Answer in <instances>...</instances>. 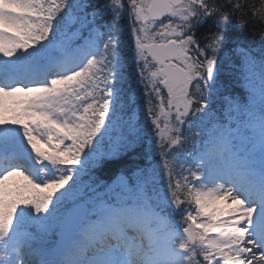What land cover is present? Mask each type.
<instances>
[{
	"label": "snow or ice",
	"instance_id": "snow-or-ice-1",
	"mask_svg": "<svg viewBox=\"0 0 264 264\" xmlns=\"http://www.w3.org/2000/svg\"><path fill=\"white\" fill-rule=\"evenodd\" d=\"M250 25L264 0H0V264H264Z\"/></svg>",
	"mask_w": 264,
	"mask_h": 264
},
{
	"label": "trees",
	"instance_id": "trees-1",
	"mask_svg": "<svg viewBox=\"0 0 264 264\" xmlns=\"http://www.w3.org/2000/svg\"><path fill=\"white\" fill-rule=\"evenodd\" d=\"M260 27H261L260 25H256L255 29H253L250 25L249 29L246 32V39L250 42L257 44V45L264 42V35H261ZM199 34L200 33L198 32L197 35H199ZM131 71L132 70H130L129 72H131Z\"/></svg>",
	"mask_w": 264,
	"mask_h": 264
}]
</instances>
